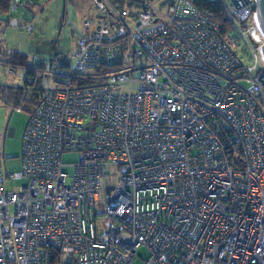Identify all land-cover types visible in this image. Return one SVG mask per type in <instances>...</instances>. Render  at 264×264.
<instances>
[{
	"label": "built area",
	"instance_id": "2783aa9c",
	"mask_svg": "<svg viewBox=\"0 0 264 264\" xmlns=\"http://www.w3.org/2000/svg\"><path fill=\"white\" fill-rule=\"evenodd\" d=\"M211 1L253 65L196 0H92L72 64L37 63L53 84L8 176L26 184L0 159V264H264V33L256 0Z\"/></svg>",
	"mask_w": 264,
	"mask_h": 264
},
{
	"label": "rangeland",
	"instance_id": "374dc122",
	"mask_svg": "<svg viewBox=\"0 0 264 264\" xmlns=\"http://www.w3.org/2000/svg\"><path fill=\"white\" fill-rule=\"evenodd\" d=\"M16 11L12 10L10 18H16L19 27L8 25L5 44L6 50L27 54L30 63H38L40 60L68 59L72 64L73 46L77 39L84 19L97 16L98 9L95 8L92 0H19ZM28 27L32 28L29 30ZM75 28L71 32L70 28ZM233 50L241 57L245 66L254 63L253 57L245 41L240 34L232 30L226 37ZM0 64V122L7 132H0V159L6 175L5 188L14 191L26 184V181H9L8 176L22 170V141L28 126L31 113L28 110L18 112L15 102V93L12 89L23 88L26 83V69L15 68L14 74L10 75L8 64ZM28 68L30 65L28 64ZM45 86H51L52 79L44 77ZM6 85V86H5ZM31 96L27 95V100ZM41 99L37 101V106ZM10 129H13L12 136H9ZM78 159L75 152H67L63 155L64 172L70 177L73 176L72 164ZM114 171L103 180L105 185L113 184ZM70 183V180H69ZM149 258L148 252L140 248L134 264H145Z\"/></svg>",
	"mask_w": 264,
	"mask_h": 264
},
{
	"label": "trees",
	"instance_id": "16d2710c",
	"mask_svg": "<svg viewBox=\"0 0 264 264\" xmlns=\"http://www.w3.org/2000/svg\"><path fill=\"white\" fill-rule=\"evenodd\" d=\"M17 1L19 0H0V24L7 21L9 23L12 6L17 3ZM196 4L201 11L209 15L219 25L221 35L226 38L228 33L233 29L229 20L226 19L224 10L219 1L196 0ZM7 62L9 67L13 70L17 67L26 69L29 79H26L25 86L12 90H14V98L18 106L16 109L21 108L22 111L25 109L32 114L37 107V101L42 97V88L45 86L43 67L39 64L34 69L31 67L28 68L27 56L18 52L12 54L7 59ZM27 95L31 96L30 100H27ZM54 262L65 264L58 256V253L54 255Z\"/></svg>",
	"mask_w": 264,
	"mask_h": 264
},
{
	"label": "crops",
	"instance_id": "0c3cea01",
	"mask_svg": "<svg viewBox=\"0 0 264 264\" xmlns=\"http://www.w3.org/2000/svg\"><path fill=\"white\" fill-rule=\"evenodd\" d=\"M8 21L5 22V23H1L0 24V64H2L1 62L5 63V64H8L7 62V59L14 53H17V52H13V53H10V51L6 50V48L4 47L5 44H7V41H8V38L6 37V34H7V29H8ZM75 46V44H74ZM74 46H73V49H74ZM19 53V52H18ZM23 54V53H21ZM27 56L28 58V64L30 65L31 68L34 69V67H36V63H30V59H29V56L27 54H24ZM58 61L62 62V63H65V64H70L71 62L64 58L63 60H59ZM9 65V64H8ZM1 85L3 86V84H0V88L1 89H6L7 87L3 88L1 87ZM6 86V85H5ZM2 102L0 101V106H1ZM1 113V111H0ZM0 132H7V128L4 129V125L2 126V122H0ZM13 134V129H10L9 131V136H12Z\"/></svg>",
	"mask_w": 264,
	"mask_h": 264
},
{
	"label": "water",
	"instance_id": "95a60500",
	"mask_svg": "<svg viewBox=\"0 0 264 264\" xmlns=\"http://www.w3.org/2000/svg\"><path fill=\"white\" fill-rule=\"evenodd\" d=\"M249 1L250 0H232V2L234 3L237 9ZM256 7H257L256 20L262 32L264 33V0H256ZM261 52L264 60V45L262 46Z\"/></svg>",
	"mask_w": 264,
	"mask_h": 264
}]
</instances>
